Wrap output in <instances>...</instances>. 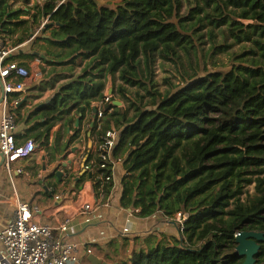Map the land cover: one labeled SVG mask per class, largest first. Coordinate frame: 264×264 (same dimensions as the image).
Segmentation results:
<instances>
[{
  "label": "trees",
  "instance_id": "16d2710c",
  "mask_svg": "<svg viewBox=\"0 0 264 264\" xmlns=\"http://www.w3.org/2000/svg\"><path fill=\"white\" fill-rule=\"evenodd\" d=\"M108 1L45 0L22 11L0 0L3 39L40 20L50 25L43 30L53 29L42 53L29 55L50 67L31 90L50 96L24 116L25 103L18 105L19 123L39 146L72 114L82 123L89 113L87 141L120 130L105 168L96 161L92 173L82 168L72 182L62 180L64 199L89 179L98 196L109 198L114 179L103 183L97 176H112L121 161L122 208L139 218L187 216L179 235H164L118 264H244L237 235L264 234V0ZM235 46L241 52L229 62L217 58ZM112 79L119 84L91 127L94 104L106 99ZM19 96L23 102L20 94L11 99ZM94 158L87 147L80 166ZM253 184L255 195L244 199ZM256 243V261L264 264V241Z\"/></svg>",
  "mask_w": 264,
  "mask_h": 264
},
{
  "label": "crops",
  "instance_id": "0c3cea01",
  "mask_svg": "<svg viewBox=\"0 0 264 264\" xmlns=\"http://www.w3.org/2000/svg\"><path fill=\"white\" fill-rule=\"evenodd\" d=\"M25 1L10 0V3L13 4L14 10L22 11H28L35 5L43 6L45 3V0H29L30 4H26ZM97 1L101 4H109L108 0ZM34 13L35 10H32L31 14L23 15L21 19L28 20ZM40 22L41 25H34L33 23L24 25L13 36H6L4 39L10 46H13L19 38L26 39L23 43L13 46L18 47V50L7 61L20 68L28 69L31 75V78L26 80L27 90L23 95L22 103H25L22 110L23 116L33 105L42 103L51 93L50 91L39 93L31 90V87L41 81L47 70L50 69L41 60L29 58V55L38 53L35 55L39 56L42 53L41 49L47 46L45 40L49 39L53 30H43L44 27H49L47 26V19L40 20ZM80 71L81 68L75 67L74 74H78ZM37 76H39L38 80L36 79ZM1 80L0 77V100L3 99ZM62 82L60 81L57 86ZM111 84H113V79L108 82V85ZM111 90L113 89L110 87V92H112ZM32 94H36V98L28 97ZM89 117L90 115L87 113L79 127H77V122L81 119L73 114L65 121L57 124L51 132L49 144L46 146L37 144V153L29 158L18 160L12 164L11 170L7 168L4 156L0 155V163L4 159L3 169L0 168V230H3L13 219L16 209L9 201L17 196L20 202L30 203L33 214L36 213L34 219L38 223L57 228L63 217L72 218V225L66 234V239L72 243H84L86 245L81 247L80 259L82 264H91L88 261L89 256L85 248H90L93 251V256L98 259L114 264L129 258L134 251H148L150 247L162 241L164 235H179V222L177 216L175 220H168L162 215L151 218L133 216L129 226L134 236L132 238L131 236H119L122 233L123 224H125L123 209L120 206L121 181L125 174L123 166L120 167L121 161L114 162L115 187L109 198H98L95 185L89 179L85 181L79 192H72L71 196L64 199L66 186L62 180L72 182L81 170L80 159L86 148H92L93 152L96 149V136L90 140L92 142L91 147L87 141L89 135L86 134V130ZM28 127L19 123L16 132L18 143H24L28 140L26 132ZM52 186H55L56 191L62 194L60 201L55 200L54 196L51 195L49 189L53 188ZM84 204H90L96 208L90 213L92 218L90 223L86 222V216L79 213ZM134 214L136 215L135 212ZM173 226L177 227V232L172 229ZM136 245H140L141 249L134 250ZM4 253V247L0 243V255ZM114 258L116 260H113Z\"/></svg>",
  "mask_w": 264,
  "mask_h": 264
},
{
  "label": "built area",
  "instance_id": "2783aa9c",
  "mask_svg": "<svg viewBox=\"0 0 264 264\" xmlns=\"http://www.w3.org/2000/svg\"><path fill=\"white\" fill-rule=\"evenodd\" d=\"M17 50L18 47L10 46L0 36V77L2 78L3 91V101L0 104V152L4 156L9 170H11L12 164L20 159L35 155L38 150V146L33 140L28 139L24 143H18L16 136L19 118L14 109L22 103V97L19 96L12 100L11 95H24L27 90L26 80L31 78L28 69L7 62ZM36 79L38 80L39 76ZM111 97L106 93V99L95 104L100 118L103 115L104 104L109 102ZM119 138L120 130L112 127L106 131L101 142L96 139L95 158L88 166H82L81 169L92 173L94 171L92 165L96 161H101V168H105L106 164L112 161L113 151L119 142ZM112 179H114V174L112 176H105L104 174L97 176V181L103 183H108ZM93 183L94 185L97 184L96 182ZM49 191L55 200H61V193L54 194L53 188H50ZM98 198L103 199V196H98ZM9 203L14 205L16 210L10 223L3 230H0V243L5 252L0 255V264H82L80 259L81 247L86 245L84 243H72L66 239V234L72 225L71 217H63L58 227L55 228L38 223L34 219L36 213L33 214L30 203L20 202L17 196ZM95 209L90 204H84L79 213L86 216V222L90 223L92 221L90 213ZM122 209L125 224H123V230L119 236H131L132 238L134 234L131 232L129 223L131 217L136 215L128 209ZM177 217L180 228L183 229L187 216L182 218V215L179 214ZM85 250L88 256L93 255L90 248H85Z\"/></svg>",
  "mask_w": 264,
  "mask_h": 264
},
{
  "label": "water",
  "instance_id": "95a60500",
  "mask_svg": "<svg viewBox=\"0 0 264 264\" xmlns=\"http://www.w3.org/2000/svg\"><path fill=\"white\" fill-rule=\"evenodd\" d=\"M60 25H61L60 23L57 24V26H60ZM47 26H50V25H47ZM35 54L38 55V53H35ZM42 57L44 58L45 56L43 55ZM2 101L3 100L1 99L0 102H2ZM93 112H94L95 116H94L93 122L91 124V127H93V125H94L96 114L98 112L96 107L94 108ZM79 125H80V120L77 122V127H79ZM88 135L90 136L91 132H89ZM91 145H92V142L89 140V146L91 147ZM0 155L2 156L1 152H0ZM4 159H2V161L0 163V168H2V166H3ZM256 241H260V242L264 241V234L259 233V232L242 231L237 235L236 243L238 244V247L236 250V255L239 257L245 258L244 264H258L256 262V256L258 255L260 247L256 243ZM113 260H116V258H114ZM88 261L91 264H109L105 261H102L101 259H98L96 256H93V255L88 257ZM114 264H118V263L115 262Z\"/></svg>",
  "mask_w": 264,
  "mask_h": 264
},
{
  "label": "rangeland",
  "instance_id": "374dc122",
  "mask_svg": "<svg viewBox=\"0 0 264 264\" xmlns=\"http://www.w3.org/2000/svg\"><path fill=\"white\" fill-rule=\"evenodd\" d=\"M40 29V28H39ZM239 52H241V47L240 46H235V47H233L232 48V50L230 51V54L228 55V54H226V53H219L218 54V59L220 60V61H222V62H229V60L231 59V57L233 56V54L234 53H239ZM221 64V63H220ZM47 66V65H46ZM167 70L169 71V72H171V70L169 69V68H167ZM218 70H222V71H226V67H222V66H220L219 68H218ZM47 73V72H46ZM165 73L162 71V69L161 68H159V71H158V78L160 79V77H162L163 75H164ZM118 79H116L115 81H113V84H111V85H108L107 86V93L110 95V96H113V92L116 90V88H117V86H118ZM0 87H1V85H0ZM110 87L113 89V90H111L112 91V93L110 92ZM46 100V99H45ZM44 100V101H45ZM117 102H120L121 103V106L123 107V108H125L126 107V104H125V102L124 101H122V100H116ZM43 102V101H42ZM120 167H122V165L120 164ZM2 169H3V167H2ZM246 195L243 197L244 199H246V198H248L249 196H254L255 195V184H253V185H251V186H248L247 187V189H246ZM161 225H163V223H160ZM172 229L175 231V232H177L178 231V229H177V227H175V226H173L172 227ZM172 231V230H171ZM161 239H162V237H161ZM160 238H158V240H161ZM138 249H141V247H140V245H136L135 246V248H134V250H138ZM146 251V250H145Z\"/></svg>",
  "mask_w": 264,
  "mask_h": 264
},
{
  "label": "flooded vegetation",
  "instance_id": "af4514ba",
  "mask_svg": "<svg viewBox=\"0 0 264 264\" xmlns=\"http://www.w3.org/2000/svg\"><path fill=\"white\" fill-rule=\"evenodd\" d=\"M258 256V255H257ZM257 262V261H256Z\"/></svg>",
  "mask_w": 264,
  "mask_h": 264
}]
</instances>
